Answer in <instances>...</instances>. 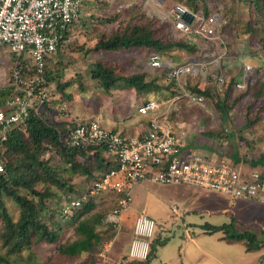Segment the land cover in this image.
Here are the masks:
<instances>
[{
  "label": "rangeland",
  "instance_id": "1",
  "mask_svg": "<svg viewBox=\"0 0 264 264\" xmlns=\"http://www.w3.org/2000/svg\"><path fill=\"white\" fill-rule=\"evenodd\" d=\"M175 4L188 6V0H84L83 11L80 13L81 18H78V23L74 22V42L62 54L59 52L54 55V62L48 64V68L58 69L55 73L57 75L56 82L62 86L66 84V87L63 92L54 90V100L51 101V109L47 112L46 121L50 124L58 123L59 126L66 124L63 114L58 111L60 93L66 95L64 98L69 100L68 102H77L78 110L90 105L91 107L96 106L108 98L110 107H116L119 102L115 99L116 97L110 98L109 92L106 94L98 80L93 79L91 70L96 63L113 69L118 75L144 73L148 74L149 78L147 77V79L152 81L155 76H158V80L156 77L154 82L158 85L163 84L164 78L160 75L161 72L156 74L148 67L147 54L144 52L139 53L137 49L117 52L97 51L94 50V39L97 42L103 36H109L117 26L124 28L130 24H149L153 36L163 41L168 39L176 42L182 37L174 31L172 26L170 10ZM196 4L199 7H217L220 13L215 14L222 19L223 26L219 32L221 42H204L193 37L192 44L197 46L198 51L214 52V55L221 56V59L219 64H215V57L202 62L205 64V75L183 79L188 87L200 85L204 89L210 88L213 97H205V109L182 107L178 118L186 124L188 129L194 131L195 137L192 138V142L195 140L197 143L204 146L210 145L220 151H222L221 148L231 151L233 146L237 147L239 144L245 148H253V152L256 149L259 152H255V154H260L264 152L259 150V148L264 149V114H262L261 120L257 122L253 120L257 118L255 113L257 107L264 104V7L255 11L252 5L242 0H196ZM84 26L85 29H83ZM250 27H253L254 31H250ZM194 53L176 49L162 54L161 57L164 61L171 63L172 61L173 63H182L193 58L200 61L201 59L197 58V54ZM11 58V54L7 50L0 48V72L5 70V64H9ZM245 67L250 68L246 74ZM9 68H11L10 65L6 68L7 71ZM218 74L226 77L225 89L217 87L209 79L210 75ZM241 82L245 88L243 90L235 89V85ZM55 85L54 83V88ZM255 94H262V96L256 98ZM138 95L141 100L165 99V94ZM133 101L136 102L137 99L130 100L132 103ZM219 101L223 102L228 110L224 121H221V113L215 106ZM253 102L256 104L252 107V111H249L250 104ZM122 105H124V111L130 108L125 97ZM68 107L70 108V105ZM107 111L111 113L109 110ZM70 114L73 113L70 112ZM174 120V116L171 115L170 121L174 122ZM209 133L214 136H208ZM43 160L55 168L62 180L72 185L76 192L69 193L53 184L44 185L54 194V197L47 203L48 213L51 214L53 221L47 222V224L55 223L63 227L60 238L57 243L52 245L45 243L32 245L30 250L23 251L15 257L13 264H92V261L94 264L97 261L103 264L123 263L127 258L125 247L133 238V232L126 231L120 226L121 229L118 233H111L112 236H109V232H104L106 230L104 222L97 227L98 232L102 233L103 241L91 252L82 254L73 260L58 255L56 250L59 245L76 239L75 224L69 217H63L65 213H61L60 209L68 200L81 196L80 190L89 187L93 180L87 182L85 176L68 174L67 166L54 150L46 151ZM78 160L82 162L81 158ZM44 187L38 185L36 189L42 191L45 189ZM20 193L25 194L24 191H20ZM108 195H104L106 196L105 206L98 208L96 212L106 213V215L111 212L115 199ZM214 197H221V195L184 185H158L147 181L135 184L131 192L130 209L132 213H130L134 216L144 215L151 218L156 224L154 236L169 239L164 247L158 248L156 257L150 264H264V249L246 252L241 241L234 243H226L228 240L225 239L223 241L222 232L212 235L201 232L202 228L199 225L220 226L230 223L228 216L219 212L220 208L217 213H210L208 210L211 208H204L205 212L202 210L203 202L201 201ZM223 199L227 198L223 197ZM2 202L13 221H16L19 215L18 206L5 195L2 196ZM224 202L227 201L224 200ZM172 206H176L180 212L184 213L181 214L178 211L179 215L172 214ZM223 206H226V203ZM103 208L106 209L103 210ZM190 222H195V225H187ZM259 224L264 226L262 221ZM232 225L230 226L231 231L239 233L244 231L235 224ZM2 228L3 223L0 219V234ZM257 228L256 233L261 231L260 226ZM257 237L262 239L264 236L261 232ZM4 252L0 241V255H4Z\"/></svg>",
  "mask_w": 264,
  "mask_h": 264
},
{
  "label": "built area",
  "instance_id": "2",
  "mask_svg": "<svg viewBox=\"0 0 264 264\" xmlns=\"http://www.w3.org/2000/svg\"><path fill=\"white\" fill-rule=\"evenodd\" d=\"M84 0H0V48L11 54V68L0 74V88L7 90L4 110H0V173L3 172L2 157L6 151L7 137L15 128L24 127L30 117H42L51 109L54 100V84L46 80L47 60L66 50L75 39L74 22H77ZM192 15L188 23L184 16ZM172 26L179 35L193 41L221 42L219 32L223 21L213 13L203 16L192 13L185 6L175 4L170 10ZM203 51V50H202ZM221 56L201 50L197 58L182 63L164 61L152 53L147 65L152 70L164 71L168 81L181 89L176 98L147 99L136 107V112L148 118L149 130L145 136L130 137L105 128L97 120L68 118L65 132L59 134V143L66 148L90 150L103 148L115 164L105 172L97 174L91 185L78 198L67 201L62 213L71 214L88 198L113 196L114 206L105 223L114 233L120 231V217L131 202L135 184L147 181L158 185H184L217 192L233 199L256 198L263 186L260 172H243L227 157L196 153L185 149L187 126L170 116L178 115V104L205 109L206 99L190 91L183 82L185 78H196L205 73L204 63ZM245 74L250 71L244 68ZM6 74V75H5ZM205 75V74H204ZM209 79L219 88H226V77L210 75ZM187 86V87H186ZM198 87L202 88L200 85ZM241 82L235 89L243 90ZM59 99V98H58ZM60 100V99H59ZM60 112L68 105L59 102ZM264 117V115H263ZM172 214L179 215L176 206ZM156 224L147 216L139 215L132 228L133 238L129 258L145 259L149 240ZM95 264H103L97 261Z\"/></svg>",
  "mask_w": 264,
  "mask_h": 264
},
{
  "label": "trees",
  "instance_id": "3",
  "mask_svg": "<svg viewBox=\"0 0 264 264\" xmlns=\"http://www.w3.org/2000/svg\"><path fill=\"white\" fill-rule=\"evenodd\" d=\"M242 1L252 5L255 11L264 7V0ZM185 7L192 13H200L203 16L220 13L217 7H199L198 4H196V0H188V6ZM99 23H101V21H99ZM250 31H254V28L250 27ZM180 37L182 38L176 42L169 41L168 39V41H163L153 36L149 24H130L126 25L124 28L117 26L116 30L109 36L107 35L100 38L96 42L94 50L117 52L126 49H137L139 50L137 52H144L147 54V57L152 53L161 57L162 54L166 52L179 49L189 53L195 52L194 54L198 55L199 51L197 46L192 44V41L188 40L187 37L182 35H180ZM50 62H54V57L47 60L46 80L53 84L55 83V89L63 92L66 84L62 86L59 82H56L57 75H55V73L58 69L48 68ZM91 71L93 73V79L98 80L101 88L106 94L117 87L124 86L134 89L137 94H153L155 96L165 94L164 100L176 98L181 93V89L177 87L173 81H168V79L164 78V71L160 73L162 78H164L163 84L161 85L154 82L156 77L158 80V76H155L152 81L147 79L149 76L144 73L129 74L126 76L118 75L115 74L113 69H108L100 63H96ZM152 71L156 74L160 72L159 70ZM187 88L190 91L199 93L204 98L213 97L210 88L204 89L198 86ZM7 95L6 89H0V110H4V100ZM65 96L64 93H60L59 102L69 103V100H65ZM254 96L260 98L262 94H255ZM255 104L256 102L250 104L249 111H252V107ZM215 106L221 113V121H224L228 114L226 106L220 101L217 102ZM182 107L186 109L197 108L194 106H186L183 102H180L178 108L181 110ZM46 111L48 112V109ZM255 113L257 118L253 121L257 122L261 120L262 114H264V104L259 105ZM61 114L66 115L67 113L61 112ZM178 115L174 117L175 119L177 117L176 121L183 122L178 118ZM46 116L47 113L43 114L42 117L32 115L27 121L25 128H15L7 137L6 151L1 160L3 172L0 173V219L3 223L0 241L5 250L4 255H0V264H13V259L21 252L30 250L32 245L38 243L52 245L57 243L60 238L63 227L55 223L50 225L47 224V222L53 221L51 214L48 213L47 203L54 197V194L49 191L48 187H44V185L53 184L67 190L69 193H74L76 191L72 185L62 180V177L56 172L55 168L51 167L47 161L43 160L46 151L49 149L54 150L63 160L65 166H67L66 169L68 174L85 176L87 182L94 180L97 174L115 168V164L110 160V157L103 148H97L95 152L91 154L90 150L63 147L59 143V134L65 132L67 122H64L66 124L63 126H59L58 123L50 124L46 121ZM208 136L212 137L213 135L209 133ZM80 158L82 162L78 160ZM249 165L253 168L258 166L264 168V154L258 158L251 159ZM91 168L93 169L92 171ZM38 185H42L45 189L38 191L36 189ZM20 191H24L25 194H21ZM84 191H86V188L82 191L80 190L79 194L82 195ZM3 195L8 196L18 206L19 215L16 221H13L11 215L5 208L2 202ZM105 202V198H88L71 214H64L63 217H69L72 223L75 224L74 234L76 239L59 245L56 250L59 256L73 260L79 258L82 254L91 252L93 248L103 241L102 233L97 230V227L103 222L106 229L104 232H109V236H112L111 233L113 234L114 231L105 223L108 214L96 212L98 208L100 209L105 206ZM105 209L106 208H103V210ZM61 210L62 209H60V211ZM230 226L231 224L220 226H209L205 224L202 226V229L205 234L208 235L222 232V240L243 242L246 246V252L258 251L264 248V237L260 239L251 232L239 233L231 231ZM262 234L264 236V232H262ZM168 241L169 239L167 238L153 235L149 240L148 250L144 260L126 258L121 264H150V262L155 259L158 248L164 247ZM92 264H94L93 261Z\"/></svg>",
  "mask_w": 264,
  "mask_h": 264
},
{
  "label": "crops",
  "instance_id": "4",
  "mask_svg": "<svg viewBox=\"0 0 264 264\" xmlns=\"http://www.w3.org/2000/svg\"><path fill=\"white\" fill-rule=\"evenodd\" d=\"M82 11L83 10L81 9V13H82ZM80 15H79V17L81 18ZM78 21L79 20H77L76 23H78ZM79 26H81V25H79ZM83 29H85V26ZM84 31H83V33H84ZM94 41H95V43H94V46H95L96 39H94ZM59 54H62V52ZM11 63L5 64V70H6V68H8V65L11 66ZM0 74H1V72H0ZM109 95H110V98L112 96H115L116 97L115 99H117L119 101L115 108L110 107V105L108 104L107 100L109 98L107 100L101 102L100 104L96 105V106H92V107H91V105L87 106L84 108L85 110L84 109L78 110L77 102H75V101L72 103L69 102L68 105H70V108L68 107V109L66 111L67 114L65 116L63 115L64 116L63 120H67L68 118H73V117L83 119V120H89V119L97 120L105 128H108V129L116 131V132H120L123 135L130 136V137L145 136L149 130L148 118L138 115L136 112V107L140 103H142L140 101H145L147 99L141 100L140 95H138L134 91V89H131V88H128L125 86L124 87H117L116 89L110 91ZM124 97L126 98V103H128L130 105V108L126 111H124V108H123L124 105H122V104H124ZM133 98L137 99V101L136 102L133 101V103H132V102H130V100L131 99L133 100ZM148 99H152V98H148ZM107 110H109L111 113H109ZM70 112H72L73 114L71 115ZM176 119H177V117H176ZM187 130H188V134L186 136L187 138H185L187 141L185 139L183 141L186 150L196 152V153H205V154H209V155H217V156L218 155H224L225 157H227L228 159L233 161L236 165H238V167L243 172L249 173L253 170H256V171L260 172L262 174V177H263V186H262V189L256 198L233 199L229 196L211 191L213 193H217V195L219 194V196L221 195V197L208 198V200H204V201L202 200L201 201V202H203L202 210H204V208H208V209L211 208L210 210H208L210 213L211 212L217 213L218 208H220L219 212L223 213V215H225V216H228L229 221H230V223H228V224H231V225L235 224L238 228L244 229L243 232H245V231L251 232V233L255 234L256 236H258V234H261V232H264V226L262 224H259L260 221L264 222V168L259 167V166L253 168L249 165V162L251 159L258 158L259 156L263 155L264 152H262L260 154H255V152L258 153L259 151H256V149H255L254 150L255 152H253L252 151L253 148L252 149L251 148H245L239 144H237V147L233 146L231 151H230V149L228 151L227 148H221L222 151H220L218 148L217 149L215 147L213 148L210 145L204 146L200 143H197L195 140H193V142H192V138L194 139V137H195L193 134L194 131H192L188 128H187ZM228 137H230V136H228ZM231 137H234V136H231ZM259 150L264 151L263 148H259ZM243 156H244V158H243ZM223 197H225L227 199H223ZM228 199H230V200H228ZM224 200H226L227 202H224ZM224 203H226V206H223ZM256 203H257V205H261V206H257ZM130 208H131V206L129 205V208L125 212H123L121 217H120V225L126 231H130V230L132 231L135 220L138 217V216H134L133 214H131L132 211ZM197 211H199V210H197ZM204 212H205V210H204ZM180 213L183 214L184 212L182 211ZM184 216H182V217L184 218ZM187 225H189V226L195 225V222H190ZM202 226L203 225H199L200 228H202ZM209 226H211V225H209ZM259 226L261 227V231L256 233V229L258 230L257 227H259ZM201 232L203 234H205L204 230H202V229H201ZM187 238H189V237H187ZM131 239L125 247V253H126V256L128 259H130L128 252H129L130 244L132 242ZM234 242H237V241H234ZM192 243H194L193 240H192ZM226 243H231V241H227ZM243 245H244L245 251H246V246L244 243H243ZM262 249H264V248H262ZM200 252H202V251H200ZM251 252H254V251H251ZM140 260H144V259H140Z\"/></svg>",
  "mask_w": 264,
  "mask_h": 264
},
{
  "label": "water",
  "instance_id": "5",
  "mask_svg": "<svg viewBox=\"0 0 264 264\" xmlns=\"http://www.w3.org/2000/svg\"><path fill=\"white\" fill-rule=\"evenodd\" d=\"M185 20L189 23L192 19V15L187 13L185 16H184Z\"/></svg>",
  "mask_w": 264,
  "mask_h": 264
}]
</instances>
